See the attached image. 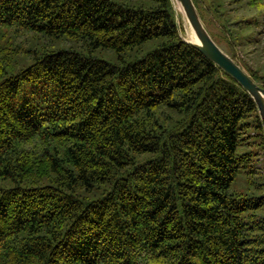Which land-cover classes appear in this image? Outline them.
<instances>
[{
  "label": "trees",
  "instance_id": "1",
  "mask_svg": "<svg viewBox=\"0 0 264 264\" xmlns=\"http://www.w3.org/2000/svg\"><path fill=\"white\" fill-rule=\"evenodd\" d=\"M192 2L233 51L264 13ZM0 264H264L256 105L170 0H0Z\"/></svg>",
  "mask_w": 264,
  "mask_h": 264
},
{
  "label": "water",
  "instance_id": "2",
  "mask_svg": "<svg viewBox=\"0 0 264 264\" xmlns=\"http://www.w3.org/2000/svg\"><path fill=\"white\" fill-rule=\"evenodd\" d=\"M170 3L175 16L176 29L181 40L198 50L207 60L235 80V82H237V84L250 96L256 105L258 117L264 133V88L254 82L240 65L227 55L211 38L192 0H170ZM176 4L180 8V12L184 15L196 41H191L188 37L184 38L181 36L182 32Z\"/></svg>",
  "mask_w": 264,
  "mask_h": 264
},
{
  "label": "rangeland",
  "instance_id": "3",
  "mask_svg": "<svg viewBox=\"0 0 264 264\" xmlns=\"http://www.w3.org/2000/svg\"><path fill=\"white\" fill-rule=\"evenodd\" d=\"M177 11L179 14V24L182 29L181 36L187 38L190 34V28L187 24V21L184 15L180 12L179 6L176 4ZM236 7V4L230 6V9ZM235 14L244 17L256 16L258 19V26L254 33H251L253 37L251 38L250 43H245L240 48H237L235 51L227 47L225 42H217L218 46L227 54L231 55L232 52L235 54V60L239 65L244 63L250 66L252 69L259 70L260 72L264 71V13L257 12L255 10H250L246 7L239 8L235 11ZM209 32L212 34H217V29L214 25H210ZM99 57L104 60H112L111 56L100 54ZM256 147H254L255 149Z\"/></svg>",
  "mask_w": 264,
  "mask_h": 264
},
{
  "label": "bare ground",
  "instance_id": "4",
  "mask_svg": "<svg viewBox=\"0 0 264 264\" xmlns=\"http://www.w3.org/2000/svg\"><path fill=\"white\" fill-rule=\"evenodd\" d=\"M188 38L191 40V41H196L194 36H193V33L190 31V34L188 35Z\"/></svg>",
  "mask_w": 264,
  "mask_h": 264
}]
</instances>
